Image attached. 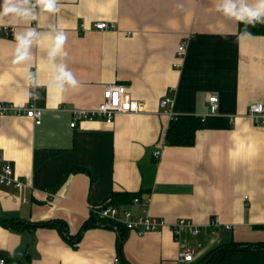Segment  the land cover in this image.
<instances>
[{
	"label": "crops",
	"instance_id": "0c3cea01",
	"mask_svg": "<svg viewBox=\"0 0 264 264\" xmlns=\"http://www.w3.org/2000/svg\"><path fill=\"white\" fill-rule=\"evenodd\" d=\"M214 5L59 0V12H39L30 24L9 26L12 36L0 34V102L22 107L33 101L42 110L41 125L24 115L0 116L2 165L29 185L20 191L0 184V259L6 264H179L184 249L195 251L188 264H200L223 245L264 242V126L247 116L252 103H264V35L241 38L240 25ZM98 22L116 29L96 30ZM29 27L40 39L31 59L16 65L14 33ZM59 31L68 56L55 63L66 64L79 82L63 92L49 86L44 37ZM183 42L186 54L178 59ZM26 69L37 73L39 86L29 85ZM109 85L126 86L144 111L117 114L111 124L80 120L71 127L72 112L98 108ZM213 95L219 98L215 114L208 103ZM179 115L202 119L192 147L165 139ZM115 193L149 199L148 214L169 226L142 236L125 232L119 245L115 228L88 223L90 206L111 203ZM131 203L122 205L139 214ZM214 217L219 227L210 226ZM180 219L202 232L185 229L176 238L171 225ZM52 220L64 221L72 237L82 232L81 239L71 243L55 228L34 227ZM222 264H264V251H230Z\"/></svg>",
	"mask_w": 264,
	"mask_h": 264
},
{
	"label": "built area",
	"instance_id": "2783aa9c",
	"mask_svg": "<svg viewBox=\"0 0 264 264\" xmlns=\"http://www.w3.org/2000/svg\"><path fill=\"white\" fill-rule=\"evenodd\" d=\"M94 29L99 31H113L116 25L110 22H98L93 25ZM5 34L6 37L13 35V29L8 27H0V34ZM186 54V42H183L177 52V58L183 59ZM178 66V65H177ZM103 102L96 109H76L72 112L73 121L71 127H75L80 120L93 121L96 119L105 120L111 124L117 114H136L144 111V104L134 99L128 92L127 87L124 85H109L104 90ZM170 99H165L163 104H168ZM209 109L211 114H215L219 110V98L216 95L209 97ZM26 116L34 122L35 125L42 124V110L38 108L33 101L25 106H15L10 103L0 102V116ZM247 116L251 118L255 124L264 126V103H252L247 112ZM161 155L157 151L154 156L158 159ZM0 184L6 187L15 188L23 191L29 188L27 182L18 176L12 167L9 165H2L0 158ZM23 202H27L24 198ZM150 200L145 202L136 196L133 198L132 203L139 207V214L125 205H115L111 203L90 206V218H95L99 222L104 221L108 224L115 226H122L130 232H135L139 236L151 232H158L169 226L168 222L164 219L156 218L148 214L146 207ZM210 226L219 227L220 221L218 217L212 218ZM226 228L230 229L229 225ZM172 232L176 238H179L182 231L189 229L193 236L199 235L202 230L199 226L192 223L190 220L180 219L171 225ZM194 249H184L179 253V264H188L194 261ZM119 262V259H115ZM0 264H6L4 259H0Z\"/></svg>",
	"mask_w": 264,
	"mask_h": 264
},
{
	"label": "clouds",
	"instance_id": "9594fccd",
	"mask_svg": "<svg viewBox=\"0 0 264 264\" xmlns=\"http://www.w3.org/2000/svg\"><path fill=\"white\" fill-rule=\"evenodd\" d=\"M178 7H183L178 4ZM215 10L228 20L237 23V26L243 24L244 30L240 33L241 38L251 37V33L247 30L248 26L256 24H264V0H215ZM39 10V11H38ZM59 0H2L0 3V27L8 28L16 22H24L30 24L32 21L38 20L39 12L57 13L59 12ZM17 41L15 57L13 63L16 65L25 64L30 59V48L34 42L40 39V33L35 28L29 27L22 33H14ZM49 41L48 60L50 66V82L49 86L63 92L65 86L71 88L78 87L74 73L66 64H56L57 56H68L64 50L66 35L63 31L56 32L54 36H44ZM26 79L29 85L36 84L39 86L37 73L25 70Z\"/></svg>",
	"mask_w": 264,
	"mask_h": 264
},
{
	"label": "trees",
	"instance_id": "16d2710c",
	"mask_svg": "<svg viewBox=\"0 0 264 264\" xmlns=\"http://www.w3.org/2000/svg\"><path fill=\"white\" fill-rule=\"evenodd\" d=\"M244 28L245 26L243 24H240V33L244 30ZM247 30L252 35H264V24L258 23L254 27L248 26ZM202 127H203L202 119L195 115L175 116L171 120L168 126L165 139L170 146L192 147L196 143V133ZM139 195L140 194L115 193L113 194L111 198V204H115V205L130 204L133 198ZM3 222L5 223V225L14 227L17 230H20L24 227L20 222H14L12 220L11 221L4 220ZM88 223H90V225L99 223V224L108 225L112 228H115L119 233V239H118L119 245H121L124 242L125 232H128V230L122 226H115L112 224H108L104 221L99 222L95 218H90V220H88ZM28 226H31V225H28ZM37 226L55 228L64 236L66 240L70 241L71 243H74L75 241L76 242L79 241L82 236V232L76 237L70 236L68 234L67 225L62 220H52L48 222L37 223L34 227H37ZM87 227L88 225L86 224L83 230L86 229ZM221 248H223V251L217 253L209 264H222L224 261L225 255L230 251H244V252L264 251V242H257V243L232 242L230 244L223 245ZM218 249L212 251L207 257L215 253Z\"/></svg>",
	"mask_w": 264,
	"mask_h": 264
},
{
	"label": "water",
	"instance_id": "95a60500",
	"mask_svg": "<svg viewBox=\"0 0 264 264\" xmlns=\"http://www.w3.org/2000/svg\"><path fill=\"white\" fill-rule=\"evenodd\" d=\"M221 251H223V248L218 249L215 253L211 254L209 257H207V258H206L204 261H202L200 264H209V263L213 260L214 256H215L217 253L221 252Z\"/></svg>",
	"mask_w": 264,
	"mask_h": 264
}]
</instances>
